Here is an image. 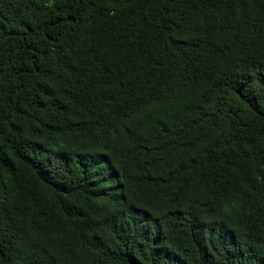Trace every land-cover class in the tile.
Masks as SVG:
<instances>
[{"label": "trees", "instance_id": "trees-1", "mask_svg": "<svg viewBox=\"0 0 264 264\" xmlns=\"http://www.w3.org/2000/svg\"><path fill=\"white\" fill-rule=\"evenodd\" d=\"M0 264H264V0H0Z\"/></svg>", "mask_w": 264, "mask_h": 264}]
</instances>
